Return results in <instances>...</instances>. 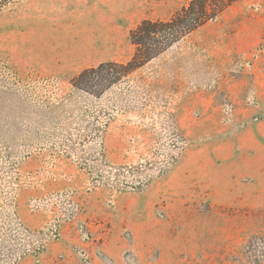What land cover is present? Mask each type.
I'll return each instance as SVG.
<instances>
[{"label":"rangeland","instance_id":"1","mask_svg":"<svg viewBox=\"0 0 264 264\" xmlns=\"http://www.w3.org/2000/svg\"><path fill=\"white\" fill-rule=\"evenodd\" d=\"M191 1L0 0V264H264V0L74 82Z\"/></svg>","mask_w":264,"mask_h":264},{"label":"trees","instance_id":"2","mask_svg":"<svg viewBox=\"0 0 264 264\" xmlns=\"http://www.w3.org/2000/svg\"><path fill=\"white\" fill-rule=\"evenodd\" d=\"M233 1L192 0L189 7H183L182 11L171 20H143L131 32L136 51L128 61L108 62L98 67L86 68L74 78V82L85 88H98L121 80L160 54L173 40L178 39L185 32L200 27Z\"/></svg>","mask_w":264,"mask_h":264}]
</instances>
